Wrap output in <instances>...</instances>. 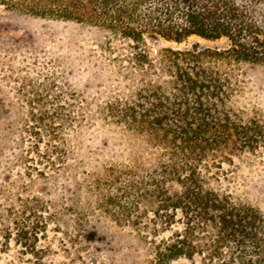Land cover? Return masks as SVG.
<instances>
[{
    "label": "trees",
    "instance_id": "trees-1",
    "mask_svg": "<svg viewBox=\"0 0 264 264\" xmlns=\"http://www.w3.org/2000/svg\"><path fill=\"white\" fill-rule=\"evenodd\" d=\"M8 11L97 27L114 52L118 96L102 108L147 152L109 168L106 206L151 245L149 264L200 256L205 264H264V213L214 185L235 159L264 147V120L235 105L243 63L264 67V0H0ZM228 46L159 47L148 38L190 35ZM41 102V101H40ZM39 102V103H40ZM43 103V101L41 102ZM31 111L35 130L57 134L61 104ZM45 156V155H44ZM50 157V156H48ZM144 165V166H143ZM228 167V168H227ZM124 180V183H122ZM26 242V241H25Z\"/></svg>",
    "mask_w": 264,
    "mask_h": 264
},
{
    "label": "rangeland",
    "instance_id": "rangeland-1",
    "mask_svg": "<svg viewBox=\"0 0 264 264\" xmlns=\"http://www.w3.org/2000/svg\"><path fill=\"white\" fill-rule=\"evenodd\" d=\"M107 40L97 27L0 5V264H149L152 258L151 245L106 206V196L117 191L107 169L129 167L138 156L141 165L147 161L139 140L102 115L121 90L109 65L121 44L113 40L108 53ZM147 40L152 49L229 43L196 34ZM236 72L235 105L264 120V67L243 63ZM59 102L66 121H55L56 135L41 129L39 140L31 111L50 113ZM227 173L214 185L264 213V147L236 158ZM170 264L205 263L197 255Z\"/></svg>",
    "mask_w": 264,
    "mask_h": 264
}]
</instances>
